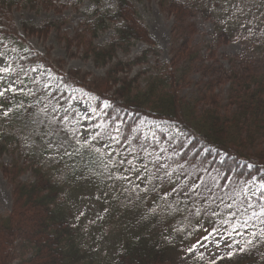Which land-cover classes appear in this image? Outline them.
<instances>
[{
    "label": "trees",
    "instance_id": "1",
    "mask_svg": "<svg viewBox=\"0 0 264 264\" xmlns=\"http://www.w3.org/2000/svg\"><path fill=\"white\" fill-rule=\"evenodd\" d=\"M90 1V31L115 30L106 44L85 50L96 65L145 43L102 75L66 71L64 59L34 50L11 15L20 0H0V38L19 50L6 65L14 83L0 84V122H7L0 155L18 151L12 162L0 163L13 193L11 211H0V264H264V53L251 70L234 59L227 74L216 76L215 51L204 55L195 43L196 6L159 0L173 16L171 59L162 62L134 0H115L113 10ZM248 6L264 20V0ZM202 10L221 18L217 49L236 34L242 15L227 16L214 5ZM22 25L38 34L48 27ZM259 48L256 42L257 57ZM149 54L150 74L131 75ZM37 66L44 70L33 75ZM50 75L57 77L52 85ZM219 77L228 84L225 102L215 93ZM73 92L90 101L91 122L70 148L52 149L49 131L78 130ZM26 170L31 179H19ZM87 193L98 203L92 224L80 208ZM204 226L211 228L207 240L229 237L214 257L207 242H192Z\"/></svg>",
    "mask_w": 264,
    "mask_h": 264
},
{
    "label": "rangeland",
    "instance_id": "2",
    "mask_svg": "<svg viewBox=\"0 0 264 264\" xmlns=\"http://www.w3.org/2000/svg\"><path fill=\"white\" fill-rule=\"evenodd\" d=\"M52 5H45L43 2L36 3L34 6L27 2V0H20V3L13 5L11 8V15L21 34L31 47L40 52L48 53L53 59H64V70L71 68L80 69L82 72L88 71L92 75H102L114 60L122 59L124 61L131 60L145 47L142 40L136 44L128 52H118L115 59L109 62L106 66H98L91 59L85 55V50L89 44L95 46H103L113 36L114 28H109L104 31L94 30L90 31V22L94 20L93 9L94 3L90 0H52ZM192 6H196L193 20L196 22L199 31L195 36V43L202 49L204 55H208L212 50L215 51L214 57L210 59L216 67L220 70L216 72V76L225 75L228 69L236 61L241 63L246 61V68L253 69L255 65L252 63L254 59H258L260 54L263 59L264 51V20L257 18L252 11H249V0H182ZM79 2L76 6L75 3ZM141 20L148 27L150 37L156 42L160 49L159 58L162 62H168L171 59V48L173 46L172 39V25L173 16L162 9L159 5V0H134ZM100 8L102 10L115 8V0H101ZM206 5H214L219 10L227 9V16L242 15V22L239 25L236 34L230 38L226 43L218 46L215 49L214 39L216 36V25L220 24L221 18L211 12L208 15L204 14ZM200 6V8H198ZM168 7V3L164 5ZM46 27L45 31L40 34L30 33L26 29H22L23 25ZM119 23L115 22L114 26ZM96 33V34H95ZM95 34V35H93ZM259 42L262 52L257 54L254 52L255 43ZM17 45L11 44L7 40L0 38V84H13L14 75L6 69V65L11 58L19 54ZM150 55V54H149ZM154 61V55L149 57L147 64L134 65L131 75L138 71L148 70L143 77L150 74V65ZM44 68L37 66L31 70L33 75H37L43 71ZM200 77L199 74L194 76L195 79ZM57 80L55 75L49 76V85L54 84ZM196 89V86L189 87L183 91L184 95L190 96ZM215 93L222 100L226 101L228 94V84L225 77H219L215 83ZM70 106L77 109L81 117L78 121V130H71L68 134L60 131H49L45 140L51 145L52 149L56 148H70L74 141L82 138V135L87 131V127L91 122V103L79 93L73 92L70 99ZM7 122H0V132ZM22 138L27 139V135ZM22 146H26L23 142ZM18 157V151L12 147L4 154L0 155V163H10L14 158ZM19 179H31V171H25ZM97 201L91 193H87L82 199L80 208L85 212L86 224L93 223V216L97 208ZM13 207V193L12 184L8 177L0 167V211L2 213H9ZM211 228L204 226L192 239L196 245H204L210 257L217 255L229 243V237L226 235H217L211 239H206L211 234ZM217 243H215V242ZM239 245L237 242L236 245Z\"/></svg>",
    "mask_w": 264,
    "mask_h": 264
}]
</instances>
